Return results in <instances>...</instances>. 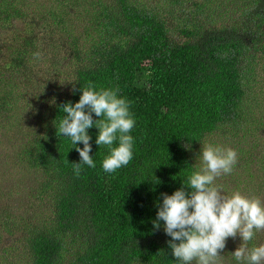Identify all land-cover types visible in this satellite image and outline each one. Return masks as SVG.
<instances>
[{
    "label": "trees",
    "instance_id": "obj_1",
    "mask_svg": "<svg viewBox=\"0 0 264 264\" xmlns=\"http://www.w3.org/2000/svg\"><path fill=\"white\" fill-rule=\"evenodd\" d=\"M50 1L0 0V127L19 129L11 163L41 173L27 203L0 194V264H179L171 237L152 221L161 193L171 195L200 167V147L227 131L219 143L237 152L235 173L242 164L246 179H264V101L255 91L264 74V0H169V8ZM20 81L34 95V123L25 126L27 119L12 120ZM89 81L130 102L133 159L105 172L110 153L96 145L93 126L96 166L76 177L75 147L83 144L74 147L56 128L61 106L78 102ZM255 237L249 248L260 245Z\"/></svg>",
    "mask_w": 264,
    "mask_h": 264
},
{
    "label": "clouds",
    "instance_id": "obj_2",
    "mask_svg": "<svg viewBox=\"0 0 264 264\" xmlns=\"http://www.w3.org/2000/svg\"><path fill=\"white\" fill-rule=\"evenodd\" d=\"M35 55L39 58L40 53ZM79 91L78 102L61 106L64 115L56 128L59 135L70 137L74 147L83 144L82 149L75 147L80 161L73 163L74 175L79 177L84 165L96 166L89 155L92 149L87 131L93 126L98 129L96 145L106 146L110 153L102 162L103 170L113 173L127 166L133 159L134 144L129 133L136 123L130 102L119 95L118 88L97 89L91 81ZM92 113L98 119L94 120ZM190 147L185 144L186 150ZM199 154L202 164L187 177V183L171 195L161 193L153 228L163 227L171 237L167 244L179 264H218L227 239L237 236L241 243L231 253L237 264H264V244L248 247L256 232L264 230V203L239 191L226 195L215 183L219 176L233 171L237 152L209 143Z\"/></svg>",
    "mask_w": 264,
    "mask_h": 264
},
{
    "label": "rangeland",
    "instance_id": "obj_3",
    "mask_svg": "<svg viewBox=\"0 0 264 264\" xmlns=\"http://www.w3.org/2000/svg\"><path fill=\"white\" fill-rule=\"evenodd\" d=\"M153 4L158 3L160 6H165V8L171 7L169 0H149ZM48 3L51 5L50 0H37V2L33 5L34 7H37V5L46 4V7H48ZM180 5L176 7V9H172L175 11V15H180ZM72 22L76 25L82 24L83 21L75 19H72ZM42 71L37 73L41 78H49L51 77V71H46L43 68H39ZM256 84L259 82L262 84V89L257 88L255 91L257 94H261L258 101H264V74L257 75L255 77ZM29 85V84H27ZM24 81H20L19 83V93H13L14 96L18 95L17 99V107H16V113L17 115L12 117V120L16 121L19 120L22 124L25 119L28 120L27 123L23 124L22 126L33 124L34 123V117L33 114H29L31 110V105L34 104V101L32 99L34 98L33 92L31 91V87H28ZM256 95V94H255ZM257 101V102H258ZM31 105H30V104ZM251 104H254L251 102ZM16 125L10 126L9 124H6L4 127H0V194L3 192L7 198H12L16 205H23V203L28 202V198L25 197V194L29 192L30 189H33L36 186V181L38 179V176L41 174L38 171L33 170L25 163L21 164H12L11 159L15 157V153L13 152V146L16 142L13 139L14 137H17L18 135V128ZM227 137V131L221 132L214 138H212V141H209L210 144L221 146L219 143V140L226 139ZM206 143V144H209ZM202 145L200 147V150L196 152V162L198 166H201L202 160L200 157V152H202L204 146ZM222 147V146H221ZM253 167V165H251ZM243 165L241 164L238 166L236 173L235 168L233 169V172L230 174H222L219 176L215 183L219 185L224 194L231 195L235 191H239L242 195L248 196V197H256L261 200L262 203H264V179L256 177L255 174L253 176V179L250 180L251 183H249V180L245 178V174L243 173ZM252 173V172H250ZM249 174V173H248ZM246 174V175H248ZM229 175V176H228ZM239 175H242L241 178H237ZM6 199V198H5ZM7 200V199H6ZM32 213V211H31ZM256 242L260 241V244H264V230L257 231L255 234ZM254 239L252 240L253 243ZM241 243V240L239 236H237L235 239L228 238L226 241V247L225 249L220 253L222 257L218 261V264H237V261L235 258L231 255L232 252L235 251V249L239 246ZM232 256V257H231Z\"/></svg>",
    "mask_w": 264,
    "mask_h": 264
}]
</instances>
